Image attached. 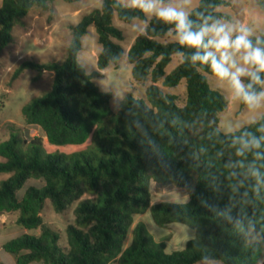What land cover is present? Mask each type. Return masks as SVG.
<instances>
[{
    "label": "trees",
    "instance_id": "trees-1",
    "mask_svg": "<svg viewBox=\"0 0 264 264\" xmlns=\"http://www.w3.org/2000/svg\"><path fill=\"white\" fill-rule=\"evenodd\" d=\"M54 1L2 0L0 53L12 42L14 25L22 23L33 7L46 11ZM227 4L199 0L191 19L198 22L200 12L222 19L216 8ZM257 5L264 11V0H257ZM115 12L123 21L144 19L139 9L118 0H101L99 9L71 27L64 61H25L13 73L17 78L24 70L36 68L51 72L53 83L21 109L25 125L39 129L42 137H21L12 130L0 142L4 159L0 175L9 174L0 182V215L17 212L20 228L40 230L38 235L24 232L12 237L2 250L16 264H264V183L257 185L250 174L252 166L264 174V158L257 159L253 152L238 155L240 144L234 142L243 133L264 136V114L239 131L222 133L219 114L228 102L219 90L209 87L204 74L212 75L210 69L190 62L195 49L158 42L172 35V26L155 16L126 52L132 79L151 82L145 92L150 106L128 93L113 112L110 94L93 81L124 54L113 41L122 39L112 25ZM90 25L95 27L101 51L97 69L88 74L77 56ZM259 37L264 39V34ZM178 51L186 58L166 75L165 68ZM160 80L170 87L185 80L186 104L178 106L175 96H165L156 85ZM241 106L246 104L241 101ZM43 139L58 146L88 140L90 145L83 151L53 154L45 152ZM253 151L264 153V145ZM150 182L181 188L188 200L151 204ZM46 200L56 213L77 202L74 224L65 229V252L58 245V232L42 220ZM147 211L158 227L180 223L193 229L194 237L182 250L166 253L165 244L155 241L142 222L133 225V217ZM131 227V242L124 247Z\"/></svg>",
    "mask_w": 264,
    "mask_h": 264
},
{
    "label": "rangeland",
    "instance_id": "rangeland-1",
    "mask_svg": "<svg viewBox=\"0 0 264 264\" xmlns=\"http://www.w3.org/2000/svg\"><path fill=\"white\" fill-rule=\"evenodd\" d=\"M128 5V0H118ZM227 5L216 8V12L222 14V20L237 27L245 26L251 29V37H259L264 34V11L257 5V0H225ZM2 0H0L1 6ZM178 5H183L190 11L196 9L199 0H174ZM101 7V0H79L67 3L63 0H55L46 11L33 7L22 19V23L16 24L11 30L13 40L0 53V142L10 137L12 130H16L21 137L41 136L42 132L25 125L21 113L22 107L31 99L48 91L53 83V74L38 69L24 70L17 78H13L14 71L25 61L37 64L62 62L67 55V46L71 39V27L76 26L82 17L95 8ZM130 7V6H129ZM144 14V13H143ZM153 16L144 14V19H132L131 21L120 20L115 12L112 17V25L122 35V39L114 38L124 54L117 65H109L101 72V76L93 82L102 92L110 94V107L113 112L120 108L124 96L132 94L136 99H141L150 106L146 99V88L151 84L148 79L144 83H137L131 76V65L127 61L126 51L133 44L136 36L143 32L146 24ZM158 42H176L173 35L164 39L158 38ZM101 51L98 37L93 25L87 29V33L81 38V51L77 59L86 73L97 69V56ZM177 54L171 57V61L165 68L166 75L170 74L181 62ZM210 88L219 90L226 98L227 108L219 114L218 129L224 133H233L256 122L264 114V106L249 108L242 107L241 100L234 99L226 82L218 81L213 75L204 74ZM160 80L156 85L165 96H175L178 106H184L187 101L186 82L182 80L175 87L164 86ZM90 140L81 145H51L43 139L46 153L70 154L88 149ZM4 159L0 157V162ZM9 174H1L0 182L6 180ZM150 202L162 201L172 204L185 203L187 192L172 184L160 185L154 182L150 184ZM23 189L20 190L21 196ZM77 202L72 203L62 213H56L46 200L41 212L43 222L59 234L58 245L63 252L67 248L65 229L74 224V209ZM18 213L12 212L0 215V263L16 264L15 258L2 250V245L12 237H17L26 232L16 224ZM133 222H142L155 241L165 244V252L182 250L187 241L195 235L193 229L180 224L172 223L164 227H158L153 222L150 212L135 215ZM132 227L129 228L124 247L131 242ZM38 235L40 230L26 232ZM264 251V247H263ZM25 253V252H23ZM197 264H220L217 261H205Z\"/></svg>",
    "mask_w": 264,
    "mask_h": 264
},
{
    "label": "clouds",
    "instance_id": "clouds-1",
    "mask_svg": "<svg viewBox=\"0 0 264 264\" xmlns=\"http://www.w3.org/2000/svg\"><path fill=\"white\" fill-rule=\"evenodd\" d=\"M128 5L171 25L169 32L181 48L195 49L190 62L194 66H207L218 81L227 83L234 99L252 109L264 106V39L257 37L253 41L251 29L203 12L197 13V22L191 19L189 9L174 0H128ZM176 54L182 60L186 58L181 51ZM234 142L240 144L238 155L253 152L257 159L264 158V153L253 151L264 145V136L257 138L243 133L234 137ZM250 174L256 178L257 185L264 183L259 168L252 166ZM253 227L250 223L249 233Z\"/></svg>",
    "mask_w": 264,
    "mask_h": 264
},
{
    "label": "crops",
    "instance_id": "crops-1",
    "mask_svg": "<svg viewBox=\"0 0 264 264\" xmlns=\"http://www.w3.org/2000/svg\"><path fill=\"white\" fill-rule=\"evenodd\" d=\"M126 52H127V51H126ZM125 54H126V53H125ZM150 184H151V182H150ZM157 185H158V184H157ZM163 186H165V185H163ZM149 190H150V185H149ZM150 195H152V194H151V190H150ZM150 198H151V196H150ZM185 200H186V201L188 200V194H186V196H185ZM186 201H185V202H186ZM158 202H162V201H155V202H152V201H151V204H155V203H158ZM135 224H136V223L133 222V225H135Z\"/></svg>",
    "mask_w": 264,
    "mask_h": 264
}]
</instances>
